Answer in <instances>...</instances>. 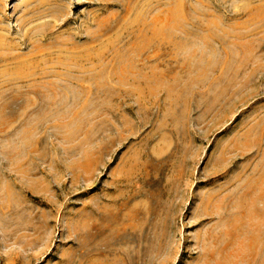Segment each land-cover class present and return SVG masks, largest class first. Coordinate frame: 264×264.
Instances as JSON below:
<instances>
[{"label":"rangeland","instance_id":"374dc122","mask_svg":"<svg viewBox=\"0 0 264 264\" xmlns=\"http://www.w3.org/2000/svg\"><path fill=\"white\" fill-rule=\"evenodd\" d=\"M0 264H264V0H0Z\"/></svg>","mask_w":264,"mask_h":264}]
</instances>
